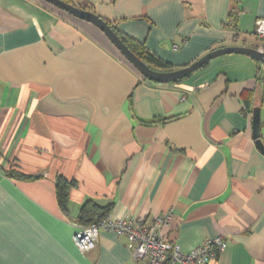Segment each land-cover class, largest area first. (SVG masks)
<instances>
[{"label":"crops","instance_id":"1","mask_svg":"<svg viewBox=\"0 0 264 264\" xmlns=\"http://www.w3.org/2000/svg\"><path fill=\"white\" fill-rule=\"evenodd\" d=\"M88 3L175 70L261 43L264 0ZM118 55L96 27L43 0H0V264H132L126 238L109 231L86 254L75 246L88 200L112 203V218L171 213L162 234L183 252L220 236L216 264H264V155L252 138L258 110L264 145V65L229 54L156 84ZM13 165L39 178H8ZM58 175L75 182L67 213Z\"/></svg>","mask_w":264,"mask_h":264},{"label":"built area","instance_id":"2","mask_svg":"<svg viewBox=\"0 0 264 264\" xmlns=\"http://www.w3.org/2000/svg\"><path fill=\"white\" fill-rule=\"evenodd\" d=\"M254 34L260 40L257 51L264 53V19L255 23ZM172 214L155 217L152 222L144 219L112 218L110 215L87 226H78L73 242L82 254L93 250L99 230L109 231L126 238L132 264H216L218 256L226 250V241L218 236L206 239L194 249L183 252L178 244L164 239L162 229L167 227Z\"/></svg>","mask_w":264,"mask_h":264},{"label":"water","instance_id":"3","mask_svg":"<svg viewBox=\"0 0 264 264\" xmlns=\"http://www.w3.org/2000/svg\"><path fill=\"white\" fill-rule=\"evenodd\" d=\"M46 3L56 7L68 15L78 19L79 21H84L96 27L114 46V48L123 56L126 61L134 68L145 80L156 84H173L181 81L190 76L195 71L204 67L210 61L220 56L237 54L244 55L250 59L257 61L258 63L264 65V53L257 51L254 48L247 47H223L207 52L204 56L194 61L193 63L186 65L183 68L172 70L168 72L156 71L148 68L147 65L143 64L134 54L130 53L128 48L122 44L123 42L120 38L112 32L113 30L103 21L101 18L91 12L81 10L70 4L64 3L61 0H43ZM259 113L258 110L254 111L252 125H253V139L255 140V145L257 149L264 155V145L260 141L259 135Z\"/></svg>","mask_w":264,"mask_h":264},{"label":"trees","instance_id":"4","mask_svg":"<svg viewBox=\"0 0 264 264\" xmlns=\"http://www.w3.org/2000/svg\"><path fill=\"white\" fill-rule=\"evenodd\" d=\"M61 1H63L64 3L70 4L76 8H80L81 10L88 11V12L95 14L93 9L91 8V5L88 3V0H61ZM101 20H103L113 30L112 32H114L120 38V40L123 42L122 44H124L128 48L130 53L134 54V56H136L141 62H143V64L147 65L148 68L152 70H156V71H163V72L175 70L174 67H171L170 64L162 61L160 58L150 53L143 44L139 43L138 41L120 32L116 23L108 22L102 18ZM227 26L230 28H235L236 18H234V16L232 15L229 16V21L227 23ZM118 54H119L118 56L120 57V59L132 68V66L126 61V59L123 56H121L119 52ZM132 69L136 73H138L134 68ZM141 78L143 79L142 76ZM257 81L261 84L264 83V71L261 73L259 77H257ZM158 121L164 122V119L162 120L160 119ZM155 122L156 120L149 121V122L141 121V123L145 125H150ZM4 173L6 174L8 178L16 179V180L32 181V180H37L39 178L36 176H29V175L23 174L22 172H20L17 166H14V165L9 167V169H7ZM54 183H55L56 199H57L58 206H59L58 208H60L63 212L67 213L66 206L68 204L69 189L75 185V182L74 180H67L65 177L58 175ZM112 209H113L112 203L105 205V206H99L94 201L88 200L81 206L76 219H77V222L82 226L91 225L95 222L100 221V219L107 217L111 213Z\"/></svg>","mask_w":264,"mask_h":264}]
</instances>
